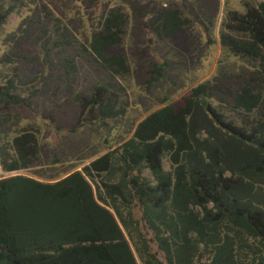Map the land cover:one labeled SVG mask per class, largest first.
I'll return each instance as SVG.
<instances>
[{
	"label": "trees",
	"instance_id": "1",
	"mask_svg": "<svg viewBox=\"0 0 264 264\" xmlns=\"http://www.w3.org/2000/svg\"><path fill=\"white\" fill-rule=\"evenodd\" d=\"M29 1L0 0V31ZM69 1L73 18L46 6L35 21L42 72L21 73L18 54L0 63L5 173L59 165L64 134L96 127L111 136L113 122L127 115L119 92L129 63L109 53L124 42L126 6L97 19L106 0ZM199 20L208 34L205 16ZM150 28L159 42L183 30L197 42L193 21L173 6L157 9ZM29 31L23 27L18 41ZM221 42L240 62L238 77L221 74L194 86L81 170L0 179V264H264V0L231 12ZM87 64L101 74L85 89ZM170 66L166 58L154 64L152 85ZM52 89L79 109L75 128L35 110L37 95ZM24 107L33 116L17 111Z\"/></svg>",
	"mask_w": 264,
	"mask_h": 264
},
{
	"label": "rangeland",
	"instance_id": "2",
	"mask_svg": "<svg viewBox=\"0 0 264 264\" xmlns=\"http://www.w3.org/2000/svg\"><path fill=\"white\" fill-rule=\"evenodd\" d=\"M254 0H106L104 7L94 14L100 18L103 10L114 5L124 4L130 15V23L126 28L124 42L112 48L111 55L122 56L128 60L130 72L121 77L123 90L119 92L120 105L127 115L113 122L115 130L109 136L104 129L86 128L81 133L64 134L60 145V163L41 171L37 168L14 172L35 178L41 174L49 177L52 170L66 172L71 169H82L93 159L108 151L109 145L119 143L132 135V127L151 112L170 102H178L190 90L200 84L212 80L216 76L225 75L231 80L242 74L240 62L230 57L221 42L222 31L227 17L231 12L243 13L245 5ZM262 1V0H257ZM128 2V3H126ZM76 4L69 0H30L29 6L11 15L8 23L0 31V63L6 55L18 54L17 61L21 73L36 76L44 70V42L41 41L40 26L35 22L41 12L49 6L53 11L66 14L73 18ZM179 8L193 21V36L197 38L194 45L192 34L181 31L169 43L159 42L150 28V21L157 9L166 6ZM84 11L86 9H83ZM205 16L209 33L205 32L199 18ZM78 28L82 25L76 24ZM23 27L30 29L29 35L18 41L22 36ZM170 60L164 81L152 85L150 71L154 64L163 59ZM16 68V67H15ZM46 69V68H45ZM3 70L0 64V71ZM100 69L90 64L84 66L81 84L89 88L98 80ZM7 76L14 73L4 71ZM48 76V74L46 75ZM151 83V84H150ZM168 97L169 100L165 101ZM63 102L59 94L37 95L35 110L40 113L54 115L65 127L75 128L79 121L80 111L71 102ZM66 101V102H65ZM38 104V105H37ZM24 117L33 116L30 108L17 110ZM110 142V143H109ZM5 174L0 154V178ZM5 175H10L6 173Z\"/></svg>",
	"mask_w": 264,
	"mask_h": 264
},
{
	"label": "crops",
	"instance_id": "3",
	"mask_svg": "<svg viewBox=\"0 0 264 264\" xmlns=\"http://www.w3.org/2000/svg\"><path fill=\"white\" fill-rule=\"evenodd\" d=\"M5 174H6V173H5ZM5 174H3L1 178L6 177V176H9V175H5ZM15 174H16V173H12V174H10V175H15ZM1 178H0V179H1Z\"/></svg>",
	"mask_w": 264,
	"mask_h": 264
}]
</instances>
